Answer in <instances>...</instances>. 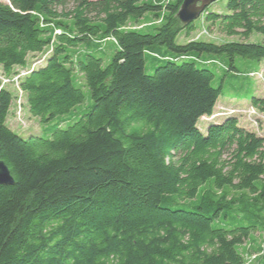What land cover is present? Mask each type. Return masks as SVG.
Listing matches in <instances>:
<instances>
[{
    "label": "trees",
    "instance_id": "trees-1",
    "mask_svg": "<svg viewBox=\"0 0 264 264\" xmlns=\"http://www.w3.org/2000/svg\"><path fill=\"white\" fill-rule=\"evenodd\" d=\"M223 1L200 17L245 41L179 43L197 28L180 21L183 0H0L6 76L51 48L20 79L29 112L67 114L85 88L92 101L66 128L23 137L7 125L14 96L0 79V160L14 178L0 185V264L247 263L239 246L264 234L246 213L264 201V135L214 112L223 89L209 65L264 61V42L247 41L264 36V0ZM250 104L264 112V97ZM209 179L222 189L214 209L182 207ZM232 215L249 225H224ZM258 253L264 264V243Z\"/></svg>",
    "mask_w": 264,
    "mask_h": 264
},
{
    "label": "rangeland",
    "instance_id": "rangeland-1",
    "mask_svg": "<svg viewBox=\"0 0 264 264\" xmlns=\"http://www.w3.org/2000/svg\"><path fill=\"white\" fill-rule=\"evenodd\" d=\"M1 1L7 2L8 0ZM224 4L225 2L223 0H218L217 2L210 4L207 7V10L208 12H222ZM70 7H72V5H69V8ZM152 21H154L153 17L148 14L143 20H141L138 28L144 27L145 29L147 28L145 27L146 24H149ZM195 22L197 23L196 30L189 36L182 33L178 37L179 43H186L192 40H205L217 43L227 41H245L239 36H227L219 32L218 28L208 26V24L204 21V15L195 20ZM247 41L251 43H263L264 36L262 34L253 33ZM50 53L51 48H47L41 53L30 54L28 57L27 67H15L13 74L10 76H6L3 68L0 66V78H4L2 84L14 96L11 110L7 118V125L20 136L27 137L35 134H46L56 125L66 128L70 123L77 119L78 114H82L89 108L90 105H92L89 90L88 88H85V93L87 95L85 102L77 105L67 114L56 116L53 119L44 122L40 117L33 116L29 112L26 96L23 92H21V89L17 85V81L13 78L17 75L26 73V71L33 66L38 67L43 65L45 63L44 60ZM221 60L223 61L224 66L217 64L209 65L215 73V78L212 82L213 85L215 87L221 85L223 89V94L220 96L214 108V112L218 113L235 110L237 117H239V123L242 126L255 131L259 135H264V112L253 108L250 104V99L253 96L264 97V61L259 64L256 59L237 57L235 59V64L238 71L232 72L228 71V59L221 58ZM155 65V63H152L151 57L148 56L146 64L147 73H153ZM252 72L254 73L253 76H251ZM222 118L223 117H217L210 121L203 118L199 121V128L205 131L209 124L220 121ZM225 190L227 193H231V195H240L245 192L231 190L227 187ZM221 192L222 189L220 190L214 187L213 179H209L207 183L201 187L198 196L194 199L188 200L187 206L182 207L193 210L196 206L203 205L205 207L211 206L213 210V207H215L216 202L220 198ZM248 199L252 198L248 197ZM237 210H239L238 207ZM248 212L252 213V222L257 223L260 227V224L264 222V201L251 202L249 209L246 208V213ZM234 215L231 216L230 220H226L224 225L231 226L233 221H236L234 225H249V223L245 220L246 218H243L240 215L237 217V220H234ZM263 243L264 234L258 232L252 233L251 238L245 244L239 246V251H241L246 258V264H257L255 258L260 254L258 253V250L262 247Z\"/></svg>",
    "mask_w": 264,
    "mask_h": 264
},
{
    "label": "water",
    "instance_id": "water-1",
    "mask_svg": "<svg viewBox=\"0 0 264 264\" xmlns=\"http://www.w3.org/2000/svg\"><path fill=\"white\" fill-rule=\"evenodd\" d=\"M215 1L217 0H183L178 17L184 26H189ZM12 184H14V178L5 162L0 160V185Z\"/></svg>",
    "mask_w": 264,
    "mask_h": 264
},
{
    "label": "built area",
    "instance_id": "built-area-1",
    "mask_svg": "<svg viewBox=\"0 0 264 264\" xmlns=\"http://www.w3.org/2000/svg\"><path fill=\"white\" fill-rule=\"evenodd\" d=\"M35 67H37V66H33V67H31L28 71H26V73H23V74H21V75H17V76H15L13 79H15L16 81H17V85H18V87L20 88V79L22 78V77H24L26 74H28L30 71H31V69H33V68H35ZM252 76L254 75V73L253 74H251ZM17 78V79H16ZM2 81H3V77L2 78H0ZM9 79V78H8ZM2 87H4L3 86V84H2ZM21 92H22V90H21ZM231 111H235V110H231Z\"/></svg>",
    "mask_w": 264,
    "mask_h": 264
}]
</instances>
